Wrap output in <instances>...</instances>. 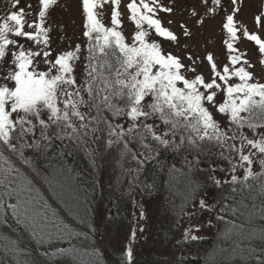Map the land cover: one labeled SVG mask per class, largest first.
<instances>
[{"label":"snow or ice","instance_id":"6c2138e0","mask_svg":"<svg viewBox=\"0 0 264 264\" xmlns=\"http://www.w3.org/2000/svg\"><path fill=\"white\" fill-rule=\"evenodd\" d=\"M121 2L80 0L81 38L58 49L52 13L66 7L61 0L24 7L13 0L0 16V264H100L90 220L95 176L106 163L133 209L117 264H137L145 201L157 199L168 231L180 234L178 247L216 229V248L195 264H264V76L237 47L241 35L253 42L264 69V2L254 16L257 32L236 20L241 0H229L231 11L222 0L179 6L186 40L189 21L202 28L224 10L223 65L212 53L197 58L163 48L165 41L181 46L161 18L177 11V0H128L130 37ZM164 153L171 162L161 163ZM117 215L118 204L111 219Z\"/></svg>","mask_w":264,"mask_h":264},{"label":"rangeland","instance_id":"374dc122","mask_svg":"<svg viewBox=\"0 0 264 264\" xmlns=\"http://www.w3.org/2000/svg\"><path fill=\"white\" fill-rule=\"evenodd\" d=\"M8 2V3H7ZM168 0H165L167 3ZM185 2L193 3L198 2V0H177V11L171 16H167L165 14H161V18L164 20V26L171 28L178 36H180V45L174 46L170 42H162V46L166 51H172L177 55L185 56L188 53H191L194 57L203 58L207 53H212L216 63L218 65H223L227 62V54L226 49L223 44L226 35L222 29L223 18L225 12L223 9L219 10L216 15L213 17L207 18L204 26L198 27L192 25L189 21V26L192 29L193 36L191 39L186 40L182 35V29L180 28V24L187 21V14H181L179 6L184 4ZM264 2V0H241L240 7L241 12L237 14L236 20L238 22H242V27L246 26L250 32H257L256 25L254 23V16L257 13L258 6ZM63 5L66 7L57 8L52 13L53 20L55 25H59V31L53 30L51 33L52 45L54 49H58L60 47H68L69 43L72 45L76 44L81 38L82 32V22L83 18L80 11V0H61ZM128 0H122L121 2V12L123 16V31L126 36H131L133 33V25L127 19V9L126 4ZM222 3L228 11H231L229 6V0H222ZM13 0H0V16L6 15L10 11L13 10ZM110 12L111 5H105L102 11V20L106 26H110ZM171 19L174 23L169 24L168 20ZM259 34L264 37V29L259 30ZM65 35L67 38H65ZM59 38V40H58ZM151 39L157 40L158 38L155 35L151 36ZM187 44L188 48L185 49L182 45ZM237 47L241 51H246L247 56L250 61L256 64L255 73L258 77L264 76V69H261L259 65V56L256 49V46L253 42H249L243 38L241 35L240 40L237 43ZM187 63V61H185ZM201 70L204 72L206 76L209 75V70L205 63L201 66ZM119 195V193H118ZM147 204V221H140L141 224L146 223V229L144 233H138L137 242L134 245V251L137 258V264H140L141 261H144L146 257L153 258L154 256H158V252H154L152 247L155 245H160L159 231L162 229L163 222L165 223V213L163 209L160 207L159 200H146ZM132 207L127 202V221L129 227L131 229L132 224ZM209 213L203 214V219L209 218ZM216 231L215 228L204 229L199 235L206 236L211 235ZM179 232H170V236L173 241L178 240ZM129 236V235H128ZM170 238V239H171ZM182 241V240H181ZM183 256L185 255L184 252ZM179 253V254H180Z\"/></svg>","mask_w":264,"mask_h":264},{"label":"trees","instance_id":"16d2710c","mask_svg":"<svg viewBox=\"0 0 264 264\" xmlns=\"http://www.w3.org/2000/svg\"><path fill=\"white\" fill-rule=\"evenodd\" d=\"M28 2L29 0H21V7H24ZM30 2L33 5L36 4V0H30ZM164 162H171L168 153H164L161 157V163ZM154 168L155 165L147 167L143 176L146 182L151 181ZM95 181V199L92 201L95 215L90 220V223L95 224L96 239L92 243L96 244L101 252L100 264H117V261L121 259L120 253L130 232L127 221V195L121 193L119 184L114 180V169L110 164L106 163L101 166L96 173ZM117 204L119 205L120 215H117L113 221L111 214ZM106 214L109 217L107 219L105 218ZM121 216L124 218L121 219ZM164 221L165 223L163 222L162 229L158 233L160 245L152 247L154 252L159 253L156 254L158 256L153 258L146 257L140 264H176L180 252L185 253L181 257L184 260V264H195L196 260L203 261L205 254L212 253L218 244V236L215 231L211 235L202 236L203 240L201 242H189L187 246H184L183 241H179L180 247H178L175 241L172 240L170 231H168L172 227L170 221L167 218ZM254 224L259 227L258 217L254 219Z\"/></svg>","mask_w":264,"mask_h":264}]
</instances>
